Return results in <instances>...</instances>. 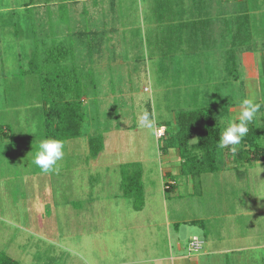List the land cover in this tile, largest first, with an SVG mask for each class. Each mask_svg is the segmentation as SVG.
I'll return each mask as SVG.
<instances>
[{
  "label": "rangeland",
  "instance_id": "1",
  "mask_svg": "<svg viewBox=\"0 0 264 264\" xmlns=\"http://www.w3.org/2000/svg\"><path fill=\"white\" fill-rule=\"evenodd\" d=\"M27 2L42 43L71 45L81 75L96 82L95 90L83 97L87 118L81 136L47 138L33 77L13 74L17 57L27 55L32 43L23 34L14 37L9 19L24 14ZM258 16L263 26L249 15L251 39L264 36V13ZM155 38L139 23L135 0H0V86L6 80L0 87L1 254L18 264H133L136 238H144L146 224H152L166 242L171 237L174 244L179 235L184 258L176 264L195 257L188 246L195 233L220 240L222 246L240 234L253 248L225 253L220 260L264 264V248L256 246L264 239V160L234 162L226 153L216 171L181 173L177 149L164 152L166 138H156L154 128L166 125L168 134H174L175 114L211 104L206 93L213 89L205 86L208 73L194 71L192 60L180 57L177 37L171 47ZM230 38L220 53L205 51L231 58L234 53L238 65L240 46ZM189 64L190 71L185 69ZM255 71L261 75V66ZM234 91L227 98L239 104L243 88L237 84ZM258 97L264 102V89L245 105L246 119L255 116L253 126L264 122V105L251 112L252 104L261 103ZM235 111L231 125L238 136L243 109ZM225 115L221 111L224 127ZM96 134L102 135L103 148L91 158L87 137ZM259 140L263 144L264 136ZM239 145L236 137L234 147ZM132 162L140 163L142 187L126 195L123 174L132 170L121 164ZM169 181L175 188L164 190ZM144 202L146 207L136 210ZM166 219L172 221L170 227ZM223 231L225 236H219Z\"/></svg>",
  "mask_w": 264,
  "mask_h": 264
},
{
  "label": "crops",
  "instance_id": "2",
  "mask_svg": "<svg viewBox=\"0 0 264 264\" xmlns=\"http://www.w3.org/2000/svg\"><path fill=\"white\" fill-rule=\"evenodd\" d=\"M116 3L119 5L118 2ZM262 12L264 13V0H135V15L138 17L139 23L151 29L156 36L155 39H162L163 41L167 38L168 41H172L171 39L174 36L177 37L179 39L177 52L179 55H182L180 57L183 58V61L192 60L195 68L194 71L198 70L202 75L208 73L205 86L212 88L213 92L206 93V95L209 96L210 105H218L221 111L226 114L225 118L227 122L224 124L227 126L222 132V137L223 141L227 137H233V144L231 143L232 141L227 140L228 138L226 139V143L223 144V146L232 144L229 150L230 154L237 148L234 147L237 135H235L234 127L231 125V121L237 116H235V109L238 108L239 111L243 109V111H240L243 113V117L241 118L249 117L245 105L247 106L251 101L250 95L262 94L264 89V36L253 39L249 44H245L239 49L238 65L235 63L234 53L232 60L226 53L213 55V52L217 51L220 53L223 51L222 45L226 44V40L234 35L237 14L247 13L248 16L252 14L254 15L253 23L255 24L256 22V25L261 24L263 26L260 16H258V13ZM230 30L233 31L232 34ZM212 40L211 44L210 41ZM172 45L173 43H171ZM207 48L213 52L205 51ZM194 57H197V59ZM230 60L231 66L229 65ZM259 65L261 66V75L255 71ZM190 67L191 64L186 65L185 69L190 71L192 70V67ZM237 84L244 91V100L239 104L235 100L231 102L227 98L231 92L235 93L234 90ZM0 87H4V84ZM231 88L233 89L232 91L230 90ZM258 99L261 102L262 97H258ZM252 105L258 106L251 108V112L255 111L258 113V110L263 108L264 102ZM254 117L250 116L251 121ZM259 118H262V116ZM262 120H264V117ZM259 124L264 125V122ZM225 164H227V161ZM175 186L172 184L168 190H173ZM145 207L146 202L136 210L140 211ZM246 214H250V212ZM165 222L168 227L172 224L170 219H166ZM182 222L184 224L187 222L194 223V219H183ZM173 223L178 229V222L173 221ZM146 225L148 231L144 234V238H136L135 258L129 262L133 264H176L175 261H178L182 257L184 258L180 254L182 245L178 242L179 235H177L174 244L171 237H168V241L166 242L157 235L154 225ZM222 234L219 236H225L224 231ZM204 237V239H201L195 233L189 239V249L196 254L194 258L191 257L189 259L188 264H230L228 260H220V256L228 252L240 253L253 248L255 245L246 243L245 239H241L243 236L240 234L229 236L230 239H226L227 246L220 245V240L216 241L212 237ZM193 239L198 240V246L195 248L191 247L190 244ZM262 241L261 244H256V246L264 248V239ZM114 244L116 245L115 242ZM127 244V251H130L132 244ZM173 246H175V249H173ZM202 246H205V249L200 251L203 248ZM173 251H175L176 256H173ZM110 264H122V262ZM177 264H181V262Z\"/></svg>",
  "mask_w": 264,
  "mask_h": 264
},
{
  "label": "trees",
  "instance_id": "3",
  "mask_svg": "<svg viewBox=\"0 0 264 264\" xmlns=\"http://www.w3.org/2000/svg\"><path fill=\"white\" fill-rule=\"evenodd\" d=\"M31 5L30 2L25 3L24 14H16L9 19L14 28V37L23 34L30 38L32 43L31 50L25 55L26 57L23 56L24 54L17 57L19 60L18 63L16 62L18 69L13 74L33 77L39 92L37 99L42 109L41 123L47 138L57 140L81 136L82 127L87 118V108L83 97L89 96L87 92L91 93L95 90L96 82L81 75L83 73L75 63V51L71 45L68 47L62 42L50 45L42 43V40L37 36V28L30 20L29 8ZM248 17L247 13L236 15V29L231 42L240 48L253 40L251 36L249 38L251 29ZM160 40L163 44L165 42V45L171 47L172 41H168L167 38L163 41ZM24 59H26V66H23ZM5 81L3 79V84ZM254 107L256 105H251V108ZM220 110L218 105L210 104L181 110L175 114L176 130L174 134H168V128H165L164 152L170 148L177 149L182 174L213 172L220 169L221 164L227 160L226 153H230L232 145L223 146L222 132L226 126L224 127L221 122ZM261 136H264V125L253 126L252 121L244 118L241 134L237 136L240 145L231 153L233 161L264 160V143L262 144L259 140ZM193 137L195 140L191 141ZM95 138L100 141L98 140L97 143ZM87 139L91 158L95 157L103 148L102 135H89ZM121 166L124 169L132 170L128 171L126 175L123 174V177L128 180L124 181V178L122 180L124 194L131 195L136 188L138 192H141L142 170L140 163H123ZM171 186V183L166 182L164 189L168 190ZM140 206L136 209H139ZM0 264H18V262L0 253Z\"/></svg>",
  "mask_w": 264,
  "mask_h": 264
},
{
  "label": "built area",
  "instance_id": "4",
  "mask_svg": "<svg viewBox=\"0 0 264 264\" xmlns=\"http://www.w3.org/2000/svg\"><path fill=\"white\" fill-rule=\"evenodd\" d=\"M154 134L156 136V138H161L164 136L165 134V126L164 125H158V126H155L154 128ZM191 247L195 248L198 246V240L196 239H193L191 240Z\"/></svg>",
  "mask_w": 264,
  "mask_h": 264
}]
</instances>
